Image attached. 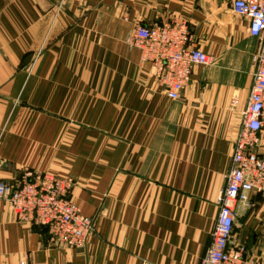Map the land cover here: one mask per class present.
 Masks as SVG:
<instances>
[{
    "label": "crops",
    "instance_id": "0c3cea01",
    "mask_svg": "<svg viewBox=\"0 0 264 264\" xmlns=\"http://www.w3.org/2000/svg\"><path fill=\"white\" fill-rule=\"evenodd\" d=\"M176 16L212 55L180 99L129 42ZM249 24L229 0H0V181L71 175L96 218L86 247H59L0 198V264H202L253 82ZM233 243L264 264L260 195L238 206Z\"/></svg>",
    "mask_w": 264,
    "mask_h": 264
},
{
    "label": "built area",
    "instance_id": "2783aa9c",
    "mask_svg": "<svg viewBox=\"0 0 264 264\" xmlns=\"http://www.w3.org/2000/svg\"><path fill=\"white\" fill-rule=\"evenodd\" d=\"M229 1L236 13L249 18V32L259 39V46L253 54L252 87L219 199L213 240L202 264H246L245 247L233 243L237 209L250 207L255 194L264 203V156L257 151L264 128V0ZM192 41L188 20L179 16L150 26L140 23L129 38L131 45L142 49L143 59L157 65L160 81L173 99L182 98L195 65L212 61V55ZM74 183L71 175L28 169L17 183L0 181V198L9 202L18 221L46 226L57 246L86 247L96 218L85 216L72 200Z\"/></svg>",
    "mask_w": 264,
    "mask_h": 264
}]
</instances>
